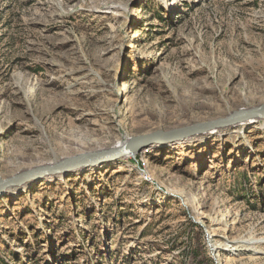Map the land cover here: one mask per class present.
<instances>
[{
  "label": "rangeland",
  "instance_id": "obj_1",
  "mask_svg": "<svg viewBox=\"0 0 264 264\" xmlns=\"http://www.w3.org/2000/svg\"><path fill=\"white\" fill-rule=\"evenodd\" d=\"M263 103L264 0H0V179ZM243 125L2 190L0 264H264Z\"/></svg>",
  "mask_w": 264,
  "mask_h": 264
},
{
  "label": "water",
  "instance_id": "obj_2",
  "mask_svg": "<svg viewBox=\"0 0 264 264\" xmlns=\"http://www.w3.org/2000/svg\"><path fill=\"white\" fill-rule=\"evenodd\" d=\"M252 116H264V103L252 107L238 108L226 116L212 120L166 130L158 129L133 136L128 138V140L120 146L112 145L104 149L85 151L52 163L38 165L17 173L14 176L7 177L3 179L2 182L24 184L28 181L37 180L43 176H52L58 173L63 174L81 168L83 170L84 168L99 167L104 164L116 162L124 158L126 154H131V156L134 157V153H137L146 145H163L175 141L178 138L198 132L211 131L237 123Z\"/></svg>",
  "mask_w": 264,
  "mask_h": 264
},
{
  "label": "bare ground",
  "instance_id": "obj_3",
  "mask_svg": "<svg viewBox=\"0 0 264 264\" xmlns=\"http://www.w3.org/2000/svg\"><path fill=\"white\" fill-rule=\"evenodd\" d=\"M261 117H264V116H260V117H258V116H252V117H249V118H245V119H243V120L240 121V124L241 125H243V124L246 125V123L254 122V120H256L258 118H261ZM262 123H263V120H262ZM241 127L242 126L238 127V129L241 128ZM214 132H216V131H213V130L207 131V134H211V133H214ZM127 140L125 138L122 141H118V142H116L114 144V146H120V145L124 144ZM197 140H200L201 141L202 140V137H198ZM134 156H135V153H134ZM130 157H132L131 154H126V156L124 158H130ZM124 158H122V159H124ZM2 180L3 179H0V192L2 190H5L6 192H8V193H10L12 195L15 194L18 190H20L21 187H23L22 185H24V184H18V183H5V182H2Z\"/></svg>",
  "mask_w": 264,
  "mask_h": 264
}]
</instances>
